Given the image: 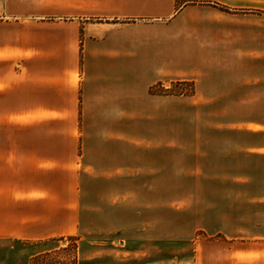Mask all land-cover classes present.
Segmentation results:
<instances>
[{"label":"crops","instance_id":"obj_1","mask_svg":"<svg viewBox=\"0 0 264 264\" xmlns=\"http://www.w3.org/2000/svg\"><path fill=\"white\" fill-rule=\"evenodd\" d=\"M12 2L0 252L70 236L119 246L113 264L172 242L264 264V0ZM175 82L190 93L158 92Z\"/></svg>","mask_w":264,"mask_h":264},{"label":"rangeland","instance_id":"obj_2","mask_svg":"<svg viewBox=\"0 0 264 264\" xmlns=\"http://www.w3.org/2000/svg\"><path fill=\"white\" fill-rule=\"evenodd\" d=\"M16 3V2H15ZM12 0H0V52L2 49L9 48L15 42L8 41V34L13 31L6 25L14 21H20L22 18L21 9H18ZM174 90V88H172ZM181 90H189L190 86L183 85ZM160 90V89H157ZM204 236L201 232L196 234L195 240H202ZM199 246V244L197 245ZM195 247L193 243H162L160 248H145L146 256L150 250L152 256L153 250L155 255L160 258L161 264H200L199 257H195ZM51 250L33 256L29 259L27 264H113L110 258L118 256L120 251L119 246L110 244L109 242H99L90 245L87 241L82 243L76 237H62L56 242L52 243ZM136 248V247H135ZM11 255L5 251L0 252V264H17Z\"/></svg>","mask_w":264,"mask_h":264},{"label":"trees","instance_id":"obj_3","mask_svg":"<svg viewBox=\"0 0 264 264\" xmlns=\"http://www.w3.org/2000/svg\"><path fill=\"white\" fill-rule=\"evenodd\" d=\"M183 85L187 86L188 84H186L185 82H175V83L172 84V86L169 89H167L168 91L163 89L160 86V88H159L160 90H158V92L160 94H174V95L190 93V89L189 90H185V91L180 89V87L183 86ZM188 86H190V85H188ZM172 88H174V90Z\"/></svg>","mask_w":264,"mask_h":264}]
</instances>
